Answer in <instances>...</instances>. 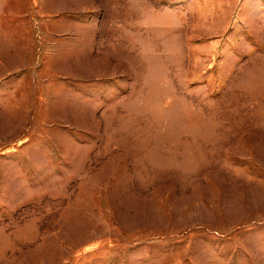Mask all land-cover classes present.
Segmentation results:
<instances>
[{
    "label": "rangeland",
    "instance_id": "374dc122",
    "mask_svg": "<svg viewBox=\"0 0 264 264\" xmlns=\"http://www.w3.org/2000/svg\"><path fill=\"white\" fill-rule=\"evenodd\" d=\"M0 264H264V0H0Z\"/></svg>",
    "mask_w": 264,
    "mask_h": 264
}]
</instances>
